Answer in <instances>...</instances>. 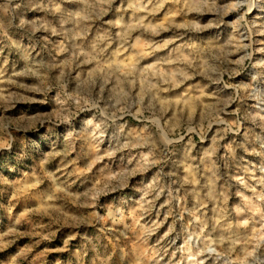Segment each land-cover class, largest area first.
I'll return each mask as SVG.
<instances>
[{
  "label": "clouds",
  "instance_id": "clouds-1",
  "mask_svg": "<svg viewBox=\"0 0 264 264\" xmlns=\"http://www.w3.org/2000/svg\"><path fill=\"white\" fill-rule=\"evenodd\" d=\"M114 3L0 0V56L7 54L20 65L6 76L5 60L0 84L24 90L0 87V159L7 174L22 173L14 182L0 177V185L10 190L0 210L11 221L0 232V264H43L50 252L64 254L55 264H172L164 257L178 237L184 242L176 252L186 254L189 264L196 257L198 264H264V41L253 39L264 36V22H258L264 21V0H155L151 8L153 0L129 4L151 13L173 5L166 23L157 25L146 24L144 17L132 24L122 17L104 21ZM233 15L230 26L239 38L232 35L221 43ZM97 22L120 31L101 27L92 35ZM140 28L153 36L177 31L123 63L118 57L139 46L140 37L136 44L127 41ZM114 41L119 47L112 52ZM169 45L175 47L168 57L140 65L143 57ZM242 76L250 79L231 82ZM19 78L31 82L18 83ZM182 87L179 98L165 95ZM128 117L144 125L135 135L125 131ZM109 141L114 143L102 151ZM48 145L57 147L47 150ZM132 149L141 150L135 167L109 171L89 186L98 164ZM177 152L179 172L167 173L165 201L173 222L151 244L161 224L141 220L165 186L154 181L149 188L156 189L155 197L149 200L145 193L136 207H130L127 190L134 177L163 169ZM243 154L260 156L261 163L252 164ZM37 157L38 165L29 169ZM81 157L88 158L83 166ZM173 200L178 215L171 210ZM66 202L76 211H65ZM121 228L118 240H105ZM26 238L31 243L22 245ZM57 241L60 245L52 247ZM37 248L43 251L33 256Z\"/></svg>",
  "mask_w": 264,
  "mask_h": 264
},
{
  "label": "rangeland",
  "instance_id": "rangeland-1",
  "mask_svg": "<svg viewBox=\"0 0 264 264\" xmlns=\"http://www.w3.org/2000/svg\"><path fill=\"white\" fill-rule=\"evenodd\" d=\"M134 0H115V3L113 4L112 8L109 10L108 14L103 18L104 21H115L120 19L121 17L123 18V22L125 24H132L138 21L141 17L145 18V23L146 24H152V25H157L161 23H166L165 17L170 14L169 10L172 9L173 11L174 6L173 5H165L164 8H162L159 12L156 13H151V12H145L143 10L141 11H136L134 8H130L129 4L133 3ZM220 2L224 3L226 0H220ZM142 4L147 3V0H141ZM155 5V0H153V4L149 5V7H153ZM120 8L121 11L117 12L116 9ZM35 15H43L41 13H37ZM256 14L254 13L252 16L249 17V19H253ZM177 21L179 20V17L175 18ZM228 25H226L223 28V35L220 37V42L221 43H226L232 35H236L237 38H239V33H235L233 28L230 26L231 22L235 20V16H229L228 18ZM258 22H264V21H258ZM110 28L112 33H115L117 31H120L119 27L116 26H110L107 23L100 24V22H97L95 25H93V28L91 30V34L94 35L96 34L98 28ZM177 30L175 29H169L167 32H162L159 36H153L150 33L146 32L143 30V28L136 29L132 32V35L129 37L127 44H136V37H140V43L137 48H130L127 51H122L120 56L118 57L123 63H129L132 58L138 53L142 51H147L146 45H149L151 43H161L164 39L171 37L172 35L175 34ZM240 31H243V28L240 29ZM50 39H53L54 41H59L61 37H50ZM255 41H264V36H255L253 38ZM247 43V41H244ZM127 44L125 47H127ZM255 47L261 46L259 43H256L254 45ZM43 47V44L40 45H35L36 51H40V49ZM119 47L117 42H113L111 45L110 51L115 52L117 48ZM175 47V45H169L168 48L163 49V50H158L153 52L149 56H145L140 60V65H148V64H155L164 58L168 57L170 53L172 52V49ZM243 54L242 52L237 53L233 55L231 58L236 59L238 58L239 55ZM262 54H257V58H261ZM62 57H58L60 59ZM5 60H8L7 64V71H6V76L10 75L13 69L15 68L16 70L20 69V65L14 63L11 58L7 57V54L0 56V65L5 64ZM199 79V78H197ZM250 77H237L234 78L231 82L232 83H246ZM31 80L29 78H19L18 83H30ZM194 81H189V83H193ZM0 87L6 88L10 91H20L23 92V89L17 88L16 85H9L7 83L0 84ZM184 92V88L182 87L181 89L178 90H173L172 92H169L165 94L169 98H179L181 94ZM232 107H235L233 105ZM225 118H230V117H225ZM127 121V126H126V133L127 132H132L133 135H135V132L139 131L141 128H143V123L138 122L136 120L131 119V117L126 118ZM124 122V121H121ZM256 131H259L256 129ZM241 139H243V135L241 136ZM210 138L208 143H210ZM109 143H114V141H109L106 142L105 144L101 145L102 151H106L109 147ZM207 145H204L206 147ZM53 147H57V145H48L47 150H51ZM59 147H63V138L60 140ZM178 148L180 147L179 145L177 146ZM79 150V149H78ZM141 150L137 149H132V150H125L123 153L117 154V156L113 160H108L105 159L102 163L98 164L94 170L93 173L91 174L90 180H89V186L91 183H94L97 180H104L109 173V171L115 172L119 171L122 169L126 168H132L137 165L139 156L138 153ZM245 156V159L248 161H251L252 164H260L262 157L260 156H248L247 154H243ZM76 153L72 154V157L75 158ZM181 160V155L179 152L176 154L172 155L170 157V162L166 164L163 169L159 168H153L150 169L148 172L144 174H139L136 177H134L131 180L130 187L127 190V196L129 199V204L130 207H136L137 202L140 201V198L147 193V197L149 200L153 199L155 197L156 189L149 188V185L153 184L155 181L157 184V187L159 186H165V191L159 196L158 199L155 200L154 207L151 209V211L148 213V215L144 216V218L141 220L142 224L147 223V225L151 226L152 224L155 223H160L161 227L157 230V233L154 237H152L150 243L155 244L157 240H159V237L163 235L165 231H167L168 227L170 224L173 222V216L168 215L170 209L169 206L165 203L166 200H168V191H167V185L170 183L171 178L167 175V173L170 172H179V161ZM88 162L87 157H81L80 164L83 166ZM39 163V157L34 158L32 163L28 165V168H34L38 165ZM55 166L57 168L61 167L60 161L57 160L55 162ZM158 174L159 178H158ZM259 175V173H257ZM7 175V178L10 180H13V182L16 179H19L22 176V173H17L16 176H12L11 174H7V168L4 166V160L0 159V177H3ZM173 188L179 187L178 184H172ZM77 190H83L82 187L77 185ZM182 191V190H181ZM5 193L10 194V190L6 189L3 185H0V203H5L6 202V196ZM30 206H34L30 205ZM187 206L191 207L192 206V201L189 198L187 202ZM20 210H23L22 208ZM171 210L175 215L179 214V207L177 205V201L173 200L172 201V208ZM65 211H70L74 212L76 211V208L73 204L70 202L65 203ZM189 217L185 215L184 220L185 223ZM126 223L129 225V231H131L132 227L134 226V220L131 216L128 217ZM11 226V221L7 218L6 214L4 211L0 210V232L6 231L8 227ZM123 230L121 228L120 230L117 231L115 235H108L105 237V240L108 242L116 241L120 238V231ZM179 221H177V231H179ZM184 242L183 237H178L176 240V244L173 245L172 247L168 248L167 255H165L164 260L165 261H171L172 264H181V258L182 256L184 257L183 264H189L187 261V256L186 254H182L180 252H176V249L180 247ZM31 243V238H26L21 241V244H28ZM61 241H57L56 244L52 245V247H57L59 246ZM165 247H167V241L163 242ZM17 249H12L10 250L11 253H14ZM43 251V248H37L35 252L33 253V256H35L38 252ZM173 252H176L175 257H173ZM61 256H64L62 253H56V252H50L48 253L47 257L42 258L43 264H49V261L52 262V264H55V261L59 259ZM200 257H196V262L194 264H198V261L200 260ZM39 264V262H37ZM206 264H211V260L206 261Z\"/></svg>",
  "mask_w": 264,
  "mask_h": 264
}]
</instances>
